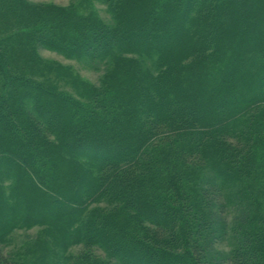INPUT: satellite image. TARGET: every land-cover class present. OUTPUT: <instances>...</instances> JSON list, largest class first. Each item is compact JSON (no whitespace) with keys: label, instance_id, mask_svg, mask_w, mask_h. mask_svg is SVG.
I'll use <instances>...</instances> for the list:
<instances>
[{"label":"trees","instance_id":"1","mask_svg":"<svg viewBox=\"0 0 264 264\" xmlns=\"http://www.w3.org/2000/svg\"><path fill=\"white\" fill-rule=\"evenodd\" d=\"M0 264H264V0H0Z\"/></svg>","mask_w":264,"mask_h":264},{"label":"rangeland","instance_id":"2","mask_svg":"<svg viewBox=\"0 0 264 264\" xmlns=\"http://www.w3.org/2000/svg\"><path fill=\"white\" fill-rule=\"evenodd\" d=\"M29 1L33 3H42V4L54 5L60 7H68L75 0H29ZM94 8L99 12V14L104 20L107 21L109 19V16L105 12V7L100 5V3L96 2L94 4ZM41 55L48 60H53L60 62L64 65L72 66L83 78H85L86 80L92 83L98 84L99 82V78L101 76L99 72L90 70L75 61L66 60L62 56L55 53L42 50ZM37 231H38L37 229H34L31 231H19L15 233L12 244L7 247H3V248L1 247V250L5 254L19 251L25 244L29 243L36 236ZM80 251H82V249L77 247L72 249L70 253L76 254L79 253ZM96 253L98 254L99 257L104 258V254L102 252L97 251Z\"/></svg>","mask_w":264,"mask_h":264}]
</instances>
